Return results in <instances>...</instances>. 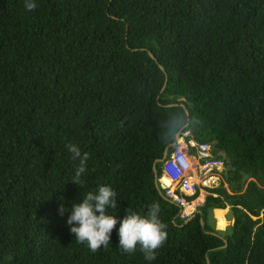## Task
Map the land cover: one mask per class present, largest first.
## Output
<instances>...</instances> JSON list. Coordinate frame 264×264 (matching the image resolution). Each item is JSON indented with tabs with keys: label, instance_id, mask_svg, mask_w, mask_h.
Returning <instances> with one entry per match:
<instances>
[{
	"label": "trees",
	"instance_id": "16d2710c",
	"mask_svg": "<svg viewBox=\"0 0 264 264\" xmlns=\"http://www.w3.org/2000/svg\"><path fill=\"white\" fill-rule=\"evenodd\" d=\"M35 3L0 0V264H264V0ZM185 130L227 169L183 223L151 164ZM67 143L89 154L82 186ZM101 184L118 218L159 203L155 260L123 253L116 229L95 253L70 234L60 203ZM227 205L220 232L210 210L222 228Z\"/></svg>",
	"mask_w": 264,
	"mask_h": 264
},
{
	"label": "clouds",
	"instance_id": "9594fccd",
	"mask_svg": "<svg viewBox=\"0 0 264 264\" xmlns=\"http://www.w3.org/2000/svg\"><path fill=\"white\" fill-rule=\"evenodd\" d=\"M36 6L35 0H24L27 11L34 10ZM65 147L71 158L78 161L71 183L82 186V176L88 170L89 154L81 152L75 143H67ZM116 196L117 193L110 186L101 184L95 191H89L72 201L70 208L61 202L57 211L62 217L68 213L65 223L70 226V234L78 243L86 244L91 252L106 248L111 243L112 231L116 229L118 248L123 253L132 254L139 248L146 261L155 260L157 250L163 247L168 235L167 225L160 218L159 203L150 204L146 214L128 210L118 218L109 213V209L118 207ZM60 199L63 200L62 197Z\"/></svg>",
	"mask_w": 264,
	"mask_h": 264
},
{
	"label": "built area",
	"instance_id": "2783aa9c",
	"mask_svg": "<svg viewBox=\"0 0 264 264\" xmlns=\"http://www.w3.org/2000/svg\"><path fill=\"white\" fill-rule=\"evenodd\" d=\"M175 140L176 145L160 161L157 184L163 195L179 207V218L185 219L199 205L193 200L194 195L203 191L202 204L206 195H216L212 189L219 185L226 187L224 175L227 165L221 156L214 153L212 144L196 141L189 130L179 133ZM163 178L167 184H163Z\"/></svg>",
	"mask_w": 264,
	"mask_h": 264
},
{
	"label": "water",
	"instance_id": "95a60500",
	"mask_svg": "<svg viewBox=\"0 0 264 264\" xmlns=\"http://www.w3.org/2000/svg\"><path fill=\"white\" fill-rule=\"evenodd\" d=\"M148 55L151 57V58H154L153 57V55L150 53V52H148ZM158 67L160 68V69H162V66L160 65V64H158ZM164 83H165V78H164ZM164 83H163V86H164ZM163 86H162V88H163ZM169 105H176V103H169V104H166V106H169ZM180 106H182L184 109H185V106L183 105V104H179ZM184 112L185 113H187V111H186V109L184 110ZM187 125V122H185L184 124H183V126L182 127H185ZM178 131L174 134V139L178 136ZM172 143H169V144H167L165 147H164V149H163V151H162V154H161V157H159V158H155L154 159V161L152 162V164H151V169H152V172H153V182H154V186H155V188L159 191V187H158V184H157V175H156V168H155V163H157V162H160L164 157H165V155H166V153H167V149H168V147L171 145ZM160 193V192H159ZM165 198V197H164ZM195 213H200V210H195V212H193L191 215H189L187 218H185L184 219V221H183V223L184 222H186L187 220H189ZM199 224L200 225H202L203 224V222H202V219L201 218H199ZM211 233H214V232H211ZM216 234V233H215ZM225 246V240H224V243L220 246V247H224ZM205 261H206V264H208V258L207 257H205Z\"/></svg>",
	"mask_w": 264,
	"mask_h": 264
},
{
	"label": "rangeland",
	"instance_id": "374dc122",
	"mask_svg": "<svg viewBox=\"0 0 264 264\" xmlns=\"http://www.w3.org/2000/svg\"><path fill=\"white\" fill-rule=\"evenodd\" d=\"M199 193H201V197H200L199 199H197ZM199 193L193 196V197H194L193 200H196V199H197L196 202H199V205H201V200H202V197L204 196V193H203V191H200ZM194 202H195V201H194ZM196 202H195V203H196ZM224 208H225V213H224L223 217H224V219L226 220V225H225L224 227H222V228H219V227H217V225H216L217 220H216V218H215V216H214L213 208L210 210V214H209V221H210V223L213 225V228H214L215 230H217V231H220V232L225 231V230L227 229V227H228V226L231 224V222H232V218H231V216H230V211H229V206L227 205V206H225Z\"/></svg>",
	"mask_w": 264,
	"mask_h": 264
},
{
	"label": "bare ground",
	"instance_id": "6f19581e",
	"mask_svg": "<svg viewBox=\"0 0 264 264\" xmlns=\"http://www.w3.org/2000/svg\"><path fill=\"white\" fill-rule=\"evenodd\" d=\"M180 147H181V148H184V146H183V145H181ZM162 182H163V184H166V183L163 181V179H162ZM200 197H201V193H199V195H198L197 199H199ZM197 199H196V200H197Z\"/></svg>",
	"mask_w": 264,
	"mask_h": 264
},
{
	"label": "crops",
	"instance_id": "0c3cea01",
	"mask_svg": "<svg viewBox=\"0 0 264 264\" xmlns=\"http://www.w3.org/2000/svg\"><path fill=\"white\" fill-rule=\"evenodd\" d=\"M163 181L167 184V180L163 178ZM216 209V208H213V210Z\"/></svg>",
	"mask_w": 264,
	"mask_h": 264
}]
</instances>
